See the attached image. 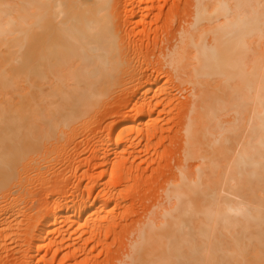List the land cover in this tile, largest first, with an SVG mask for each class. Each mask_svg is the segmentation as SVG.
Masks as SVG:
<instances>
[{
    "label": "bare ground",
    "instance_id": "6f19581e",
    "mask_svg": "<svg viewBox=\"0 0 264 264\" xmlns=\"http://www.w3.org/2000/svg\"><path fill=\"white\" fill-rule=\"evenodd\" d=\"M118 240L112 264H264V0H0V264Z\"/></svg>",
    "mask_w": 264,
    "mask_h": 264
},
{
    "label": "rangeland",
    "instance_id": "374dc122",
    "mask_svg": "<svg viewBox=\"0 0 264 264\" xmlns=\"http://www.w3.org/2000/svg\"><path fill=\"white\" fill-rule=\"evenodd\" d=\"M173 27L176 26L179 18H180V14H175L173 16ZM171 28L170 27H167V29L165 30V32L163 33V35H168L169 33H171ZM143 45L145 46H153V47H156V48H161L164 46V43H160L159 41H157V43L155 42H149L148 44L147 43H144ZM170 126L171 124H168V125H165V128H167L168 130H170ZM166 138L164 140V145L161 146L159 149H158V152L160 153L161 151H164V150H167V149H171V148H175L176 146V143H177V140L176 138L174 137V135L172 133L169 132H166ZM169 152V151H168ZM172 152L171 153H168L166 156L162 157V158H156L154 157L153 155L150 156L148 158V161L152 162V166L154 168H156L157 166H159V168L163 169V173L159 172L157 173V175H155L154 177H159L158 179L156 180H151V183H146V184H143L144 180H145V176L141 182V184H139L137 187H138V190L136 192V200H137V203L135 204V207L131 209V211H128L127 212V220H126V223H130V219H132V221H136L140 216L143 215V213L145 212V210L147 209L148 206H150L153 201L159 197V194H160V191H159V184H161L163 181H164V178L163 176L166 174V169L167 167L172 164V160H171V156H172ZM171 155V156H170ZM150 174V171L147 172V175ZM167 175V174H166ZM73 182H76V181H73ZM109 243H111V240L109 239L108 240ZM119 243L120 241H116L115 245L110 248V250H108V252L106 253V251H102L101 255H100V264H112L111 261H106V255L109 253L111 254L114 250H116V248L119 246ZM110 251V252H109ZM110 256V255H108ZM60 257V256H59ZM58 257V258H59ZM56 264V262L54 263Z\"/></svg>",
    "mask_w": 264,
    "mask_h": 264
}]
</instances>
